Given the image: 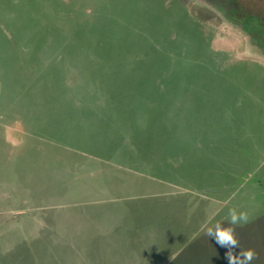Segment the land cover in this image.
<instances>
[{"label": "rangeland", "instance_id": "374dc122", "mask_svg": "<svg viewBox=\"0 0 264 264\" xmlns=\"http://www.w3.org/2000/svg\"><path fill=\"white\" fill-rule=\"evenodd\" d=\"M237 1L264 22V0ZM246 38L201 0H0V212L63 207L58 231L88 240L112 224V246L74 250L97 264H264V58ZM13 221L0 264H69L50 227Z\"/></svg>", "mask_w": 264, "mask_h": 264}, {"label": "crops", "instance_id": "0c3cea01", "mask_svg": "<svg viewBox=\"0 0 264 264\" xmlns=\"http://www.w3.org/2000/svg\"><path fill=\"white\" fill-rule=\"evenodd\" d=\"M4 194H6V191L4 192ZM8 194H10V193L8 192ZM11 196H14V195H11ZM41 208L42 207H40V208H38V209H36L34 211H29V212H27L28 210H19L18 211V209H13V210H9L8 212H5V214L0 212V215L4 216L6 220H7V218H10L11 220H14L15 221V222L13 221L14 223H21L23 218L27 217L30 221H32V223H34L35 226L39 227L40 226L39 224H41V228L50 227L51 228V234H50V237L49 238L47 237V238L49 240H51V239L55 240L56 241L55 244H57L58 247H60V249H61V247H63V248L66 247L68 250H70V252H68V254L65 257L67 259V262H69V264H97L96 257H93L92 255H90V256L88 254L87 255H84V254H78L77 255L76 251H74V250L78 246L81 248L80 253L83 250L86 251V249L89 248V242L90 241H92V242L95 241V244L97 245V247L98 246L99 247L112 246L110 244V242H112V240L108 241V242L101 240V239H106V238L112 239L113 235L111 236V234H113L112 231L115 230V228H114V226L112 224L110 225L112 227L111 229L108 226V224H106V223L102 224L101 225L102 226L101 230H105L108 233H101L102 235H96V233H95V235L91 236V238H89V240H88V236L85 235V234H76L75 233L73 235H70V234L66 235V231H63V230H61V232L58 231L57 226H58L59 223L57 221V217H58L57 213L58 212L62 213L63 211H61V210L64 209L63 207H57L56 206V207H45V208H42V209ZM12 214H13V216L11 218L10 216ZM37 216H38V219H37ZM41 220H43L44 222L38 223V221H41ZM90 222H91V218H89V226L91 227ZM43 223H44V225H42ZM94 223H95V221H94ZM6 224L7 225H5V226L11 225V223H9L8 221H6ZM28 224L31 226V223H28ZM11 226H14V224L11 225ZM47 236H48V234H47ZM135 237H136V239L140 238V237H138V234ZM85 239H86V241H84ZM16 240H18V241H15L14 244H12V243L11 244L14 245L15 247H23L25 249V251L27 252V254L25 252V253L19 255V257H15V258H17L20 261H22L23 259L31 258V257H34L36 255L35 253H32V252L29 254V249H31V248H28L26 246V245H28L26 243L27 241L19 242L21 240L18 239V238H16ZM116 241L117 242H122V240H116ZM53 249H56V248H53ZM59 252H60V250H59ZM100 252H103V248L100 249ZM70 254L73 255V257L71 256V258H67V256L70 255ZM62 255H63V253H62ZM101 255H102L104 260H102V262L100 264H112L111 262L108 263V260H106V258L103 256V254H101ZM63 256H62V259H57L58 263L64 264L63 260H65V259H64ZM56 257H58V256H56ZM27 261L32 263V260H27Z\"/></svg>", "mask_w": 264, "mask_h": 264}, {"label": "flooded vegetation", "instance_id": "af4514ba", "mask_svg": "<svg viewBox=\"0 0 264 264\" xmlns=\"http://www.w3.org/2000/svg\"><path fill=\"white\" fill-rule=\"evenodd\" d=\"M226 18L227 23L246 35L249 45L264 58V22L242 12L237 0H201ZM252 19V20H250Z\"/></svg>", "mask_w": 264, "mask_h": 264}, {"label": "trees", "instance_id": "16d2710c", "mask_svg": "<svg viewBox=\"0 0 264 264\" xmlns=\"http://www.w3.org/2000/svg\"><path fill=\"white\" fill-rule=\"evenodd\" d=\"M28 61H30V62L32 63V65L34 66V68H35L36 70H39V69H38V66H37L38 60L36 59L35 56H32V57L30 56V58H29ZM34 72L38 73V71H34ZM22 76H23L24 79H26L27 81H29V79L31 80V78H32L34 75H33V73H32V77L30 78V77L28 76L27 73H23ZM158 222H159V219H158L157 223H158ZM176 222H177V224H178V228H179V230H180V226L182 225V222H181L180 218H178V219L176 220ZM154 224H156V222H154V220H152L150 223L144 225L145 227H149V226H151V227H149V228L146 230V233H144V237H148V238H150L151 236L156 235V233H157V232H156V230H157V226H156V225H157V224H156V225H154ZM151 232H152L153 234H152ZM180 232H181V230H180ZM178 236H179V237H177V238H182V239L184 238V234H182V233H180ZM184 243H185V242H184ZM184 243H182V244H180V245H183ZM179 248H180V247H177L175 252H177Z\"/></svg>", "mask_w": 264, "mask_h": 264}]
</instances>
